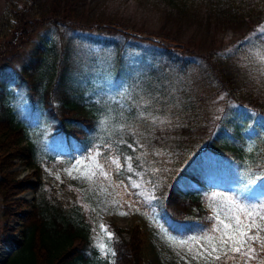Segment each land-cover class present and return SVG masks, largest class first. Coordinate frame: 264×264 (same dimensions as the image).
I'll return each instance as SVG.
<instances>
[{
  "label": "trees",
  "instance_id": "16d2710c",
  "mask_svg": "<svg viewBox=\"0 0 264 264\" xmlns=\"http://www.w3.org/2000/svg\"><path fill=\"white\" fill-rule=\"evenodd\" d=\"M30 1L34 7L37 0ZM39 1L33 19L15 26L26 30L30 25L27 23L34 21L49 24L48 28L54 27L58 32V43L39 40L31 58L20 67L0 65V195L5 201L4 215L19 218L23 236L21 239L13 235L14 227L4 221L0 224L2 245L11 244L27 253L23 264H152L144 253L149 229L140 222L134 223L127 236V229L110 221L115 255L112 260L100 257L88 236L90 220L82 206L65 203L56 193L45 196L43 156L63 161L68 155L74 158L98 148L104 159L109 155L119 157L121 167L115 170V176L128 192H134L133 201L154 208L160 222L173 235L206 232L214 225V215L202 204L210 191L224 192L244 204L264 205V152L260 151L264 149V71L254 66L253 59L242 63L236 59L237 51L243 49L222 57L209 51L200 58L202 64H208L199 68L200 75H213L223 84L221 89L227 91L231 101L216 119L210 120L195 111L185 112L177 103L176 90L170 91L168 101H162L171 84L177 85L175 77L169 78L171 74L186 75L191 63L187 53L160 39L128 31V25L116 19L102 21L101 14L92 18L89 13L93 6H101L106 0ZM156 1L165 8L166 19L174 18L180 26L200 20L193 12V0ZM256 15L259 18L249 30H258L257 23L264 19ZM246 17L244 20L252 16ZM233 18L237 26L243 24L242 16ZM113 21L125 27L119 28ZM61 29L69 36L63 37ZM114 31L118 34L113 35ZM179 31L163 33L164 39L182 43ZM76 38L79 40L73 44ZM250 45L264 47V29L254 33ZM60 52L63 57L58 58ZM234 73L246 76L244 81L240 83ZM93 76L104 78V83L99 84L103 89L118 90L131 84L138 88L131 95L124 94L122 104L115 102L108 120H102L91 108V99L96 96L104 104L112 99L91 83ZM167 80L172 83L164 89ZM148 93L156 95L161 104L175 99L169 116H151L150 102H140V95L147 98ZM23 139H27L26 143H22ZM50 141L58 156L54 152L39 153L38 143ZM10 142L14 145L9 149ZM249 145L254 146L252 152L248 151ZM17 156L34 169L33 182L13 175L10 162ZM129 156L133 172L128 171ZM248 167L255 177L250 191L244 175ZM137 172L143 176H137ZM132 181L141 187H131ZM25 185L36 190L32 211L16 205L20 199L15 194ZM146 192L155 199L149 201ZM260 235L264 241V232ZM261 241L251 242L255 249L253 258L248 263L243 262L242 256V264H264Z\"/></svg>",
  "mask_w": 264,
  "mask_h": 264
},
{
  "label": "rangeland",
  "instance_id": "374dc122",
  "mask_svg": "<svg viewBox=\"0 0 264 264\" xmlns=\"http://www.w3.org/2000/svg\"><path fill=\"white\" fill-rule=\"evenodd\" d=\"M38 1L39 0L35 2V6L41 3ZM33 5L34 4H32L30 0H0V65H6L9 68L20 67L31 58L35 45L39 40L49 39L58 43V32L54 27L48 28L47 26H49V24L43 25L42 22L38 23L34 21L32 23H27L30 25H28L29 28L26 30H24V28L21 29L19 26H15L18 22L24 23L26 20L33 19L35 16L33 12L36 9ZM193 7H195V9H193L194 14L196 17H199L200 20L194 23L189 22L187 25L181 26L176 23L177 21H175L174 18L171 19L167 17L168 20L166 19L164 14L166 13L165 8L156 0H106L101 6L94 5L92 9L89 7L91 9L89 14L92 18H97V15L101 14L102 21L116 19L128 25L125 27L124 24L113 21L119 28L125 27L128 31L135 32L143 37L151 36L153 39H160L164 44L167 43L173 46V49L181 53H187L186 56H190L189 60H191V63L187 69L186 75L182 73L177 75V72L171 74L169 78L173 79V77H175L177 85L175 86L173 83L169 89L168 87L171 81L167 80L166 85L168 86L164 89L169 90L167 92L165 91V96H167L165 98L163 96L162 101H168L171 95L170 91L176 90V93L180 94V96L176 94L177 103L182 104L186 110L185 112L195 111L198 114H202L203 117L212 120L216 119L220 115L224 105L231 101H229L230 99L227 91L221 89L223 84L218 83L213 75H211L210 78L200 75L199 68H204L205 65H208L207 63H205V65L204 63L202 64L200 58L209 51H211L213 55L222 57L228 55L229 52L233 50L237 51L243 49L237 51L236 59L238 58L241 63L253 59L255 63L254 66L264 71V47H253L250 45L254 33L263 31L264 19L261 23H257L258 30H249L251 24L259 18L256 14H260V16L264 17V0H193ZM86 11H89V9L87 8ZM86 11L84 14L88 15ZM244 15H247V17L251 15L252 17L248 20L245 19V21ZM240 16H242L244 21H242V25L237 26L233 17ZM166 20L168 22H166ZM189 21L192 20L189 19ZM179 27L180 29H178ZM176 30H180L179 39H182L181 41L184 45H187L186 47H184L180 41L177 43H168L169 41L164 39V34H166V32L174 34ZM60 31L63 37L69 36L66 30L61 29ZM92 31L96 32V29H92ZM104 33L109 35L108 32ZM117 34L116 31L113 32V35ZM77 40H79V38H76L73 44H75ZM177 44L180 45L178 46ZM58 50L61 52L63 51L61 48ZM61 52L58 53V58L62 56ZM231 59L236 63L237 60L235 61L233 57ZM73 60L74 59H71V61ZM234 77L242 83L246 76L234 73ZM103 80L104 78L91 77V83L96 86V89L101 93H106V95L111 96L112 100L104 104V101L96 98V96L92 97L91 108L95 110L102 120H108L107 117L113 113L111 106L115 102L122 104L121 101L123 97H125L124 94L128 93V95H131V92H135L138 87L131 84L118 90L103 89V87L99 85L104 83ZM181 80L182 82H180ZM149 95L150 96L147 98L140 95V102L144 105H146V102H150L153 111L151 116L157 118L167 114L169 116L170 109L174 105L173 102H175V99L173 98V101H169V103L161 104L156 95ZM26 141L27 139H23L22 143H26ZM50 142L49 144L38 143L39 153L44 155L45 153L54 152L56 156H58L59 153L55 151L54 142ZM13 145L14 144L10 142L9 149L13 148ZM100 151L101 150L98 148L89 149L85 154H77L74 158L68 155L63 161L59 160V157L54 160H48L43 156V167L41 172L44 178V183L42 185L45 196L49 197L52 196V193H56L61 196L65 203L74 204L75 202L82 206L84 213L90 220L88 225V236H90L91 242L95 247L98 248L100 257H108V259L112 260V254L109 253L106 255L100 248L101 244H106L113 252L111 240H109L105 232L102 231L100 227L101 224L107 227L108 232H111L108 223L112 221L127 229L125 233V235H127L134 223L140 222L149 229V240L144 248V253L152 264H242L241 255L235 257V255L229 252L227 257L221 254L218 260L197 258L196 252H189L187 251V247H181L170 241L168 239L169 236L173 237L175 241H180L187 240L190 237H201L205 233L211 234L213 225L211 228L207 229L206 232H196L186 236L169 233L163 223L160 222L157 217V212H155L153 207L140 206L137 202L133 201L135 198L134 192H128L122 182L115 176V170H117V168L111 163L110 159L114 158L113 156L109 155L106 159L102 158L101 155L98 157L100 163L104 164L105 170L110 173L109 179L99 176L98 172L97 176L92 181L80 178L79 173L75 171L71 176L68 175L67 170L71 169L77 161H84L85 164H88L89 161L87 158L90 155H94L96 152L100 153ZM11 168L15 171L13 175L17 179H24L26 182H33V180L36 179L34 169L25 162L23 157H14L10 162V169ZM2 173L3 171L0 172V174ZM35 192V187L25 185L22 191L15 194V197L20 199L16 205L19 204L24 210L32 211L31 205L37 199ZM214 193L218 195L213 201L212 196ZM224 197L231 198L224 192L217 190L210 191L207 193L202 204L205 208H209L214 215L213 208L210 207V205L227 206L228 201L225 200ZM4 203L5 201L0 195V224L7 221L14 227L12 234L23 239L20 233L22 230L20 229V224H22V222L16 216L6 217L4 215V208L2 207ZM16 205L13 204V207L15 208ZM129 205H131V207H129ZM120 213L127 214L121 215ZM4 245L0 243V246L4 247ZM25 247L26 245L24 248ZM15 249L16 247L10 252L4 264L24 263L23 260L27 253L24 254V251ZM4 255L5 251L0 254V259H3ZM250 259L251 258L244 259V257H242L243 262L249 263Z\"/></svg>",
  "mask_w": 264,
  "mask_h": 264
},
{
  "label": "snow or ice",
  "instance_id": "6c2138e0",
  "mask_svg": "<svg viewBox=\"0 0 264 264\" xmlns=\"http://www.w3.org/2000/svg\"><path fill=\"white\" fill-rule=\"evenodd\" d=\"M143 115V113H141ZM131 147V145H129ZM254 150L253 145L248 146V151L252 152ZM264 152V149H260ZM99 152L94 155H90L87 159L88 164L84 161H77L71 169H68V175H72L75 171L79 173V177L92 181L96 176L97 172L99 176L109 179L110 173L105 170L104 164L100 163L98 157ZM111 163L114 164L119 170L121 167L119 157L110 158ZM128 161V171L133 172L131 166L132 157H127ZM83 169V170H82ZM137 176H143L142 173L137 172ZM247 176V190H251V185L255 183V177L251 175V167L246 168L245 174ZM131 180V177H129ZM150 183V182H149ZM264 184V179L261 180ZM131 187L140 188L141 184L136 181L131 182ZM127 188V186H125ZM146 198L150 201L155 199L150 192L145 193ZM218 194H213L212 200L216 199ZM228 201L227 206H219L211 204L210 207L213 208L215 224L211 229V234L205 233L201 237H190L187 240L175 241L173 237L169 236L168 239L181 247H187V251L196 252L197 258H211L220 259V255L228 256L229 252L240 253L241 256L247 258H253L252 254L255 249L252 248L251 242L261 241V232H264V205L258 202L244 204L237 202L233 198L224 197ZM131 207V205H129ZM121 215H126L127 213H120ZM102 231L105 232L108 239L113 238V233L107 231V227L101 224ZM255 230V234L253 233ZM203 241V243H202ZM262 246H264V241H261ZM100 248L105 252V254L111 253L110 248L106 244H101ZM215 254V255H214ZM231 258V257H228Z\"/></svg>",
  "mask_w": 264,
  "mask_h": 264
},
{
  "label": "water",
  "instance_id": "95a60500",
  "mask_svg": "<svg viewBox=\"0 0 264 264\" xmlns=\"http://www.w3.org/2000/svg\"><path fill=\"white\" fill-rule=\"evenodd\" d=\"M15 246L11 245V244H7L3 246H0V254L5 251V255L3 259H0V263L4 264L6 258L9 256L10 252H12V250H14ZM2 251V252H1Z\"/></svg>",
  "mask_w": 264,
  "mask_h": 264
}]
</instances>
